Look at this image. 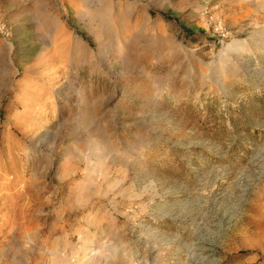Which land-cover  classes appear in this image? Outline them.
<instances>
[{"label":"rangeland","instance_id":"1","mask_svg":"<svg viewBox=\"0 0 264 264\" xmlns=\"http://www.w3.org/2000/svg\"><path fill=\"white\" fill-rule=\"evenodd\" d=\"M0 264H264V0H0Z\"/></svg>","mask_w":264,"mask_h":264},{"label":"bare ground","instance_id":"2","mask_svg":"<svg viewBox=\"0 0 264 264\" xmlns=\"http://www.w3.org/2000/svg\"><path fill=\"white\" fill-rule=\"evenodd\" d=\"M114 250L115 248H111L110 250H108L106 257L108 258V256H110L114 252Z\"/></svg>","mask_w":264,"mask_h":264}]
</instances>
